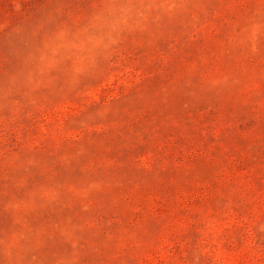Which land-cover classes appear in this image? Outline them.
I'll return each mask as SVG.
<instances>
[{
	"label": "rangeland",
	"instance_id": "1",
	"mask_svg": "<svg viewBox=\"0 0 264 264\" xmlns=\"http://www.w3.org/2000/svg\"><path fill=\"white\" fill-rule=\"evenodd\" d=\"M0 264H264V0H0Z\"/></svg>",
	"mask_w": 264,
	"mask_h": 264
}]
</instances>
